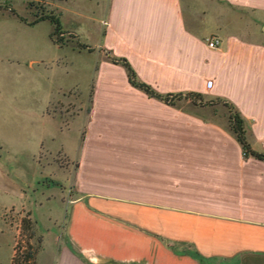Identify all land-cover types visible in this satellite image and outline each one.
<instances>
[{
  "label": "crops",
  "instance_id": "crops-1",
  "mask_svg": "<svg viewBox=\"0 0 264 264\" xmlns=\"http://www.w3.org/2000/svg\"><path fill=\"white\" fill-rule=\"evenodd\" d=\"M102 21L96 45L107 57L95 53L86 99L77 81L46 91L19 116L23 143L0 139V210L30 212L36 264H264V161L244 156L225 105L264 153V0H108ZM53 29L59 54L4 32L21 51L0 60L77 72L83 49L55 43ZM109 57L171 102L131 85ZM60 103L78 109L65 116L52 108Z\"/></svg>",
  "mask_w": 264,
  "mask_h": 264
},
{
  "label": "rangeland",
  "instance_id": "rangeland-1",
  "mask_svg": "<svg viewBox=\"0 0 264 264\" xmlns=\"http://www.w3.org/2000/svg\"><path fill=\"white\" fill-rule=\"evenodd\" d=\"M107 4L108 0H0V18L5 17V21L0 25V59L8 54H19L21 50L15 44H19V41L27 44L31 36L41 40L40 43L43 48L40 49L43 52L49 53L51 56L59 54L58 50L50 49L49 46L47 33L53 27L50 21H44L38 27L32 29L20 27L15 19L22 18L26 21H33L36 17L45 14H51V16L60 19L64 27V30H61V33L64 34L57 35L62 39L59 44L68 43L70 48L78 45L74 28L79 25L80 41L90 48L89 51L88 48H82L83 52L77 55L76 59L82 68L73 74H64L58 68L51 73L42 68L31 71V69L24 68V66L17 67L0 60V139L2 141L7 142L9 139L17 138L20 143H23L25 119L19 116L25 114L31 108L32 98L43 97L46 91H49L52 95L56 92L57 86H69L77 81L80 99H86L90 84L92 85L90 82L93 68L97 65L95 60L97 54L95 53H98L99 59L107 57L106 53L96 45L99 39L98 27L103 25L102 16L106 12ZM234 11L238 12L239 10L234 9ZM4 32H11L20 40H16L13 44L5 38ZM28 80L34 81L35 84H28ZM70 93L67 92L66 94L69 95ZM184 98L185 96L180 95L176 99L182 103L187 100L193 104L201 103L196 97ZM52 108L57 112H64L65 116L75 113L78 109L76 106H68L63 103L56 104ZM39 160L41 161V158ZM57 160H64V158L61 156ZM11 202L16 205L19 201L14 199ZM35 202L34 200L29 203L31 209H44V207H34ZM29 213L25 207L18 205L1 208V219L5 220L7 224L3 225L0 222V264H11L16 239L21 242L22 246L25 245V236L20 237L21 219L28 216ZM33 228L35 235L30 242L33 246H36V238L40 234L34 224Z\"/></svg>",
  "mask_w": 264,
  "mask_h": 264
},
{
  "label": "trees",
  "instance_id": "trees-1",
  "mask_svg": "<svg viewBox=\"0 0 264 264\" xmlns=\"http://www.w3.org/2000/svg\"><path fill=\"white\" fill-rule=\"evenodd\" d=\"M22 21L27 22L28 24L34 25L38 21L41 20H49L51 24H53L54 29L50 33L51 38L55 43H60L61 38H59L57 35L60 34L62 31L61 23L60 20L57 17L51 16V14H45V15H40L39 17H36L33 21H26L25 19L20 18ZM54 36H57L56 38H53ZM78 47L80 49L82 48H88V45L84 43H78ZM111 62L115 64H122L126 68V73H127V79L128 82L135 86L141 88L145 94L148 96H153L157 98L163 99V101L170 103L171 102V97L170 96H163L160 95L152 90V88L144 82L139 81L136 76L134 71L132 70V67L129 65V63L126 61L125 58H115V57H109ZM180 94L176 95V98H178ZM194 97L195 94H186L185 98H190ZM228 107L229 111V122L232 127L233 132L236 134L238 142L242 146L243 154L244 156L251 155L256 157V159L263 160L264 161V153H258L257 151L252 150L250 145L247 143L244 137V121L239 117L238 112L236 109L230 105V104H225ZM24 235V246L21 245V242L16 239L15 245H14V254L11 257V264H36V257H37V252L40 246V241H41V236L36 238L37 245L33 246V244L30 242V240L34 237V228H33V222L30 220L28 216H25L21 219V235L22 237Z\"/></svg>",
  "mask_w": 264,
  "mask_h": 264
},
{
  "label": "built area",
  "instance_id": "built-area-1",
  "mask_svg": "<svg viewBox=\"0 0 264 264\" xmlns=\"http://www.w3.org/2000/svg\"><path fill=\"white\" fill-rule=\"evenodd\" d=\"M219 44H220V39H219L218 37H212V38H210L209 41H208V46H209L210 48H216V47L219 46ZM211 85H212V81H211V80H208V81H207V87L210 88Z\"/></svg>",
  "mask_w": 264,
  "mask_h": 264
}]
</instances>
